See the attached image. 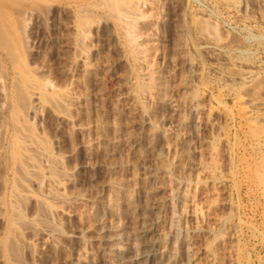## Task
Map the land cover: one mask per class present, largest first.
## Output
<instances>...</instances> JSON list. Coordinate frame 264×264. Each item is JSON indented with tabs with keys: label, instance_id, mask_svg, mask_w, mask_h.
Listing matches in <instances>:
<instances>
[{
	"label": "rangeland",
	"instance_id": "obj_1",
	"mask_svg": "<svg viewBox=\"0 0 264 264\" xmlns=\"http://www.w3.org/2000/svg\"><path fill=\"white\" fill-rule=\"evenodd\" d=\"M109 1L0 0V264H264V0Z\"/></svg>",
	"mask_w": 264,
	"mask_h": 264
},
{
	"label": "bare ground",
	"instance_id": "obj_2",
	"mask_svg": "<svg viewBox=\"0 0 264 264\" xmlns=\"http://www.w3.org/2000/svg\"><path fill=\"white\" fill-rule=\"evenodd\" d=\"M111 1V0H110ZM109 1V2H110ZM137 1V0H136ZM108 3V0H106V4ZM120 3H121V5H120ZM119 4H117V1H111L110 2V4H108V7L109 6H111V10H112V8L114 7V9L113 10H116L117 8H115L117 5L118 6H123V1H121ZM125 6V5H124ZM119 7V8H120ZM118 8V9H119ZM123 8V7H122ZM117 9V10H118ZM125 9H128L127 7H124V10ZM114 12V11H113ZM126 12V11H125ZM131 11H129V9H128V13L127 14H129ZM121 13V12H120ZM115 14H117L116 13V11H115ZM122 14H124L123 13V11H122ZM126 15V14H125ZM128 17H131L130 15H127ZM123 17V16H122ZM121 17V15L120 16H118V14H117V18H119V20H120V18H122ZM123 19V18H122ZM128 19V18H127ZM131 18H129V20H130ZM125 21H126V19H124ZM128 21V20H127ZM121 22V21H120ZM129 22V21H128ZM133 23L134 21H133V16H132V21L130 20V22L129 23ZM122 23V22H121ZM93 24H95V26H96V23H93ZM124 25H125V28L126 27H128L129 28V26H131V25H128V26H126V23H123V27H124ZM90 27H93L92 26V24H91V26ZM126 30V32H128L129 30L128 29H125ZM132 30V26H131V28H130V31ZM146 74V73H145ZM144 74V75H145ZM153 74V73H152ZM143 75V76H144ZM146 75H148V74H146ZM149 75H151V74H149ZM148 75V77H150ZM145 77V76H144ZM146 79H147V76H146ZM151 80V79H150ZM160 83V82H159ZM141 87H142V85H141ZM163 99V98H162ZM167 101V103L169 104V105H173V100L172 99H166ZM159 104V103H158ZM33 109V113L36 115V116H38L39 115V109L40 108H38V107H33L32 108ZM147 116V115H146ZM145 117V116H144ZM146 118V117H145ZM148 128V127H147ZM156 132V131H155ZM157 133V132H156ZM138 140V139H137ZM41 155H43V154H41ZM43 156H45V155H43ZM43 156H40V157H43ZM45 158H46V156H45ZM44 158V159H45ZM43 160V159H42ZM46 162V159L45 160H43V163H45ZM46 164V163H45ZM45 164H44V167H45ZM49 167H51L50 165H49ZM46 168H47V165H46ZM48 169V168H47ZM150 176H153L152 174L150 175ZM179 183H183V184H185V183H187V180H186V178H182V179H180L179 180ZM183 187H184V185H183ZM184 190V189H183ZM184 192V191H183ZM98 200V199H97ZM143 209V208H142ZM159 209H160V207L156 204V202H154V201H150V202H148L147 204H145V213H144V215L142 216V218H141V220H142V222H141V224H140V226L137 228V234H136V236H135V240L136 241H133L132 242V240H130V243L129 244H131L132 246H130L129 247V249L131 248V250H127V249H124V248H122V247H117L115 250H113L109 255H110V260H111V264H136V262L140 259V258H142V257H144L146 260H147V264H163V262H164V259H165V257H166V249L164 248V247H162V244H161V240H160V238L159 237H153L154 235V233L152 234V232H154V231H156V230H158L159 229V225H160V215H159ZM140 220V221H141ZM133 233H134V231H133ZM157 233H158V231H157ZM153 236H152V235ZM133 235V234H132ZM134 237V236H133ZM119 237H117V239H118ZM134 240V239H133ZM126 242L127 241H129V240H125ZM128 243V242H127ZM16 246H17V244H15ZM14 245V246H15ZM113 245H115V244H113ZM121 246V245H120ZM133 247H136L135 249H136V252H134V251H132V250H135V249H132ZM13 248H14V250H13ZM18 248V247H17ZM16 247H11V249L14 251V252H16L17 249ZM114 248V247H113ZM126 248V247H125ZM128 248V247H127ZM182 248L184 249V251H186V252H188L189 254H192L191 252H193V248H192V246L190 245V241H187L186 239H183V241H182ZM110 250V249H109ZM18 252V251H17ZM132 252H134V253H132ZM132 253V254H131ZM105 256V255H104ZM106 257V256H105ZM78 258V255H76V254H73L72 255V257H70L69 259H68V264H76V259ZM83 260V259H82ZM81 260V261H82ZM104 260V259H103ZM102 262H104V261H102ZM101 263V262H100ZM109 263V262H108ZM109 263V264H110ZM186 264H194L193 263V255H190L189 256V258H188V262L186 263Z\"/></svg>",
	"mask_w": 264,
	"mask_h": 264
}]
</instances>
